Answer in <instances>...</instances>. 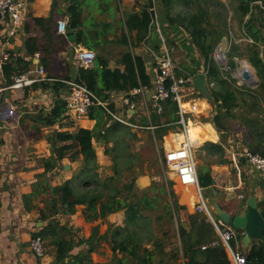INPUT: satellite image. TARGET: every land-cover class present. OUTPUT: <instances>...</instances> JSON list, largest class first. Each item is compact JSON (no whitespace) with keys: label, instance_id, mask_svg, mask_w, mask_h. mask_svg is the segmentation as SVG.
<instances>
[{"label":"trees","instance_id":"1","mask_svg":"<svg viewBox=\"0 0 264 264\" xmlns=\"http://www.w3.org/2000/svg\"><path fill=\"white\" fill-rule=\"evenodd\" d=\"M70 1V17L68 30L75 32L76 41L89 50L105 46L108 39H104L106 33L117 34L122 30L121 38H117L118 44L128 49L121 54L116 68L112 69L110 63L104 57L98 55L95 64L90 68H80L75 80L90 89L100 100L109 101L110 94L117 92L129 93L138 88L152 87L151 76L147 73L146 62L141 56L134 54V49L141 46L151 47L156 52L161 51V41L158 32L150 29L152 21L151 9L153 0H146L139 11L122 9L123 0H68ZM258 0H239V9L246 13L252 2ZM264 2V0H260ZM173 0H156L161 17L168 19ZM208 12L206 9L192 10L190 8L182 27L190 34L192 43L198 49L207 65V77L215 84L211 88L212 103L218 114L229 111L235 93L231 90V84L235 83L229 71L222 69L214 57L223 37L227 34V19L217 12ZM219 18L220 24L215 19ZM110 21H109V20ZM35 25L39 28L42 37L29 36L25 41V49L28 55H41V64L45 67L49 77L57 79V82L45 84L43 87L51 88L57 94V101L50 111H39L34 121L43 127H54L67 118V103L63 96L67 87L63 81L71 80V77H57L50 69L52 45L54 35L58 33L57 23L53 16L48 18H34ZM224 21V22H223ZM162 27V26H161ZM221 27H224L222 31ZM153 34L155 36L153 37ZM166 38V36H165ZM157 39V43L155 44ZM167 40V38H166ZM168 41V40H167ZM59 44H63L61 41ZM11 56H15L11 53ZM31 62L24 58L11 57L3 66L4 87L12 84V78L29 70ZM258 74L262 78L259 86L264 91V65L259 68ZM56 71V70H55ZM181 73H179L180 75ZM35 89L38 86L34 87ZM89 117L97 121L94 130L78 128L74 132L54 130L46 135L45 139L50 145L51 155L42 159L44 173L39 175V181L34 185L33 193L23 197L25 209L31 211L35 208L34 202L41 199L44 207L40 209V220L47 224L35 234L54 248V264H92L91 253L95 250L91 246L89 250L78 255H71L75 247L84 244H92L99 235V227L93 231L88 240L76 241L71 229L61 225L58 216L62 213L74 212L78 205H85L84 217L86 221L95 222L118 212H125V226H109L105 235L100 240L109 242L112 247V264H166L183 260L184 264H233L228 252L223 245L211 246L215 241V228L213 224L202 214L195 213L187 216L188 227L181 220V213L187 210L180 205L178 197L173 189L169 190L166 199L154 194L159 190L165 193L164 186H158L153 181L149 189L137 191V178L121 182L122 166L132 172L136 169L138 159L131 151V141L136 140V133L129 127L119 122H113L108 126V118L105 110L100 106H94L89 112ZM148 119L140 123L146 126ZM180 120L178 105L173 100H168L163 105V112L158 114L153 111L151 124L156 126L154 135L163 140L170 131L177 133ZM220 120L218 116L216 122ZM256 133L264 138V129ZM197 129L190 127V137L194 140ZM195 133V134H194ZM204 139L209 138L206 133ZM106 145L113 144L105 150V154L113 153V169L115 175L102 180L100 177L96 149L93 141ZM3 141L0 138V145ZM209 153L222 157L225 154L221 145L207 142L203 147ZM253 152V151H251ZM254 154L263 156L258 151ZM82 157V165L76 175L60 185L52 186L47 175L62 166L66 158L72 162ZM264 157V156H263ZM165 162V161H164ZM117 175V176H116ZM120 176V177H119ZM199 186L205 193L214 185L212 169L210 165L198 166ZM173 182L170 184L172 185ZM153 192V194H150ZM193 192V191H192ZM194 193V192H193ZM192 193V194H193ZM195 197V196H194ZM1 206V205H0ZM261 214L264 217V203L259 204ZM158 213L155 218L153 214ZM161 224L163 235L169 237V232L162 225L165 221L174 227V249L171 253L165 252L167 241L165 237H157L153 222ZM239 239L243 231L236 230ZM237 237V238H238ZM209 245L206 249L203 246ZM234 246V240L232 241ZM121 255V256H119ZM166 257V258H165ZM247 264H264V242L253 241L250 250L246 254ZM68 260V261H67Z\"/></svg>","mask_w":264,"mask_h":264},{"label":"crops","instance_id":"2","mask_svg":"<svg viewBox=\"0 0 264 264\" xmlns=\"http://www.w3.org/2000/svg\"><path fill=\"white\" fill-rule=\"evenodd\" d=\"M145 2L146 0H123L122 9L130 11L135 8L136 11H139ZM259 2L261 1L252 2L248 11L243 13L239 9V0H173L168 19L160 15L162 33L170 43L173 59L180 67L181 73L199 75L205 74L207 71L205 59L201 57L198 49L192 43L188 31L182 27L190 8L192 10L206 9L211 13L216 12V15L219 12L223 17H226L227 28L221 27V30L224 31V28L226 34H231L230 41L227 35L223 37L228 40V48H232L236 54V60H243L242 66L250 67L253 70L250 71L251 79L248 82L244 81L239 76L240 74L236 75L238 78L234 75L231 76L236 82L230 86L235 93V98L229 111L219 115L212 99L205 96L206 98L200 103L199 114L188 116L189 120L197 121V125L190 124V127L192 130H199L197 131L199 136L192 140L195 151L198 152L202 161L200 166L207 164L212 169L214 185L205 192L206 195H209L206 200L213 210L214 204H219L224 211L233 216L244 215L247 203L252 197L256 198L258 208L260 203H264V177L262 174L248 164L245 159H242V156L238 161L234 160V156L240 154L242 149L258 151L264 156V138L258 136L256 129L253 130V128L264 129V91L259 88L262 78L258 74V68L264 65V18ZM69 8L70 1L68 0H29L28 13L22 31L12 40L10 46L6 48L2 46V32H0V51L5 49L10 54V58L20 56L31 62L29 69L42 65L39 53L31 56L26 53L25 49V41L30 35L42 37L33 19L53 16L58 27L60 21H69L67 14ZM215 22L217 25H221L218 17ZM121 36L122 30H119L117 34L106 33L104 39H108L107 44L90 51H93L96 57L100 55L107 59L110 67L114 69L118 65L121 54L128 49L117 43V38H121ZM60 41L63 44H59ZM52 48L50 69L54 70V63L58 60L64 69L54 70L53 73L57 77H71V80H74L80 69L75 60V54L77 51L89 49L78 44L75 32H70L68 28L66 33L54 35ZM150 49L152 48L142 44L134 49V54L145 60L147 73L152 80V68L156 60ZM11 53H14L15 56H11ZM157 53L160 54V52ZM3 84V78H0V87H4ZM45 84L35 85L38 86L37 89L33 86L24 91L5 90L0 94V124L3 125L0 130V138L3 141L0 145V264H54L55 252H47L45 258L40 259L31 248L32 238L47 224L40 220V209L44 207V203L41 202L42 198L34 202L35 208L27 211L23 197L33 193L34 185L39 181V175L44 173L42 159L51 155L50 145L45 139L46 135L54 130L70 132H74L78 128L94 130L97 124V121L91 119L89 115L78 120L71 112L72 115L66 113L67 118L56 126L43 127L41 131H37L40 126L34 121V117L43 109L50 111L57 101V94L51 88L45 89L43 87ZM207 85L209 91L215 86L208 77ZM152 88L149 89V92ZM66 94L67 90L62 95L64 100ZM125 96L124 92L110 94L109 101L112 111L132 124L143 126L140 122L147 118L149 123L146 126L152 125L151 115L154 109L150 103L148 92H146L145 98L138 95L129 100L134 105L133 109L128 106L129 103L123 100ZM106 115L108 118L110 117L107 113ZM218 116H220L219 126L216 122ZM109 119L107 127L113 122L111 117ZM130 129L132 132L136 130ZM204 133L207 134L208 139H204ZM178 142L179 144L175 148L180 145L181 139ZM207 142L221 145L225 154L219 157L217 154L204 150L202 147ZM93 145L99 165L104 164L105 158L108 156L105 154V150L111 148L113 144L106 145L105 142L99 143L94 140ZM171 148L174 147H167L166 152ZM82 160V157L75 162L68 158L64 159L62 166L47 175L50 184L56 186L71 180L82 165ZM171 174V178L177 181L176 173L172 171ZM153 181L155 178L142 175L137 179L136 186L145 190L151 186ZM175 193L180 205L187 208L181 213V220L188 227L187 216L197 213L195 210L196 188L180 183L175 187ZM194 194L196 195L195 203L193 201ZM210 195L214 196L215 201L209 198ZM85 210V205H78L74 212L62 213L57 217L61 225H66L71 229L77 242L88 240L93 235L94 229L99 227V235L94 242L75 247L71 255H78L94 246L95 250L91 253L92 264H112L111 244L100 240V237L105 235L111 224L122 226L125 213L118 212L109 215L104 221L89 222L85 220ZM259 210L261 212V208ZM102 223L103 231L100 232ZM215 238V241L218 240L216 231ZM243 239L244 235L240 239L236 238L233 247L246 256L253 241L246 246ZM175 264L184 263L183 260H180Z\"/></svg>","mask_w":264,"mask_h":264},{"label":"built area","instance_id":"3","mask_svg":"<svg viewBox=\"0 0 264 264\" xmlns=\"http://www.w3.org/2000/svg\"><path fill=\"white\" fill-rule=\"evenodd\" d=\"M154 1L151 15L152 21L150 29H155L161 40L160 54L150 49V52L155 57V65L152 68V90L149 92L148 88H138L126 93L123 100L129 103L128 106L133 109L134 105L129 100L134 96H142L145 98L146 92L150 93V103L152 108L158 114L163 112V105L168 100H173L178 105V115L180 117L177 123L179 127V133L176 136L180 137L181 143L178 147L171 148L170 151L165 153L164 161L166 165L172 169L179 180L184 186H193L196 188L197 201L195 210L197 213L204 215L214 226L218 235V240L213 241L211 246L223 245L228 252L232 262L234 264H247L246 256L241 252L234 249L232 241L238 237V232L230 225H226L220 219H218L213 212L212 207L208 204V201L203 195V191L199 186L198 179V165L196 161L195 145L190 137V124L197 125V121L193 122L189 120L188 116H196L200 112V103L205 97L194 85V80L197 75L190 73H181L180 67L175 62L172 56V49L166 38L164 37L160 25V14ZM29 0H0V32H2V46L4 48L12 44V40L15 39L20 31H22L23 25L27 17V8ZM262 9L264 18V2H259ZM68 28V21H60L58 23V33H66ZM220 48H217L215 57L218 58L221 67L225 71H230V67L227 61L223 60V56L220 53ZM10 60V54L5 50L0 51V78H3V66ZM75 60L80 68H90L94 65L96 60V54L90 50L77 51L75 54ZM179 73H181L179 75ZM207 71L205 72L206 75ZM13 82L8 87H0V94L5 90H22L31 88L35 85H42L45 83L57 82V79L49 77L44 66L39 65L36 68L29 69L23 74L16 75L12 78ZM67 87V94L65 101L67 103V113H74V117L78 120L84 119L89 115L92 107L100 106L106 113L116 122L122 125L142 130L147 129L151 131L156 130V126H139L132 124L128 120L124 119L110 107V101L100 100L90 89L85 85L74 80L63 81ZM72 115V114H71ZM3 125L0 124V130ZM179 144V142H178ZM242 156L248 164L258 170L264 177V157L259 154H254L248 149H242L241 153L234 156V160L238 161ZM209 245H205L202 249H206ZM31 248L34 254L44 259L47 253L45 247V241L41 236H34L31 240Z\"/></svg>","mask_w":264,"mask_h":264},{"label":"rangeland","instance_id":"4","mask_svg":"<svg viewBox=\"0 0 264 264\" xmlns=\"http://www.w3.org/2000/svg\"><path fill=\"white\" fill-rule=\"evenodd\" d=\"M159 14H160V11H159ZM154 36H155V34H153V37ZM230 36H231V34H227V38L229 39V41H230ZM169 45H170V43H169ZM220 45L218 46L219 48H220ZM216 51H217V49L215 50L214 57L217 56ZM220 53H221V51H220ZM235 56H236V54L234 53L232 48H228V45H227V52H226L227 63L229 64V67L231 68V70L229 71L230 74L225 75L227 77H230V75L236 76L237 73L240 71L241 67H245V66H242V64L240 63L243 60L242 59L236 60ZM218 60L219 59L217 58L216 61L219 63ZM54 66H55V70H57V71H61L64 69V67L58 62V60L54 63ZM251 70H252V68H251ZM236 77L238 78V76H236ZM235 82H236V80H235ZM191 118H193V117H191ZM177 131H179V130H177ZM133 133H136V140L131 141V151L134 154V156L136 157V159H138V163L136 165V169L132 172H130L127 169V166H122L123 168H122L121 177L119 176L121 179V182L119 183V185L122 186L123 183L132 179V177H136L138 179L142 175H148L150 177L155 178V181L158 182V186H164V188H165V193H161L158 190L154 194L159 195L163 199H166V196H167L166 193H168L169 190H171V189H173L175 191V187H177V185L180 184L178 178H177L178 182L171 178V176H172L171 172L173 170L170 169L166 165V163L164 162V156L166 153V148L177 146L178 140L180 137L176 136V134L179 132L174 133V132L170 131L168 133V135L166 136V138H164L163 140L155 137L154 132L151 130H147V129L133 130ZM112 154L113 153L111 152L108 156H106L105 161H104L105 163L100 165L99 173H100V177L102 178V180L108 179V178L115 175V171L113 169V156H112ZM195 155H196L197 165L198 166L202 165V161H201L200 156L198 155V152H196ZM171 182H173L172 185L170 184ZM151 186H152V184H151ZM136 189L139 192L142 191L141 189H139L137 187H136ZM189 190H193V189H189ZM150 194H153V192H150ZM203 195L205 196V198H207L209 196V195H206L204 192H203ZM194 196H195V199L193 201L195 203L196 195L194 194ZM209 198H211L212 200L215 201L214 196L210 195ZM120 213L124 214L125 212H120ZM158 213H161V211L156 212L155 214H153L152 217L155 218V216ZM124 216H125V220H126V215H124ZM125 220L123 222L122 227L125 226ZM111 225H114V224H111ZM162 225H163L164 229L169 232V237L163 235L164 230L161 228L160 223H158L156 221L153 222V227L155 228V230L157 232L156 236L157 237H165V239L167 241V248L165 249V252L171 253L174 249V243H175L174 227L168 225L165 221L162 222ZM114 226H116V225H114ZM102 231H103V223L100 225V232H102ZM45 247H46L48 253L55 251L54 248L52 246H50L47 242H45ZM119 256H121V255H119ZM114 262H115V260L113 258V263ZM177 262H175V263H177ZM175 263H173V264H175Z\"/></svg>","mask_w":264,"mask_h":264},{"label":"water","instance_id":"5","mask_svg":"<svg viewBox=\"0 0 264 264\" xmlns=\"http://www.w3.org/2000/svg\"><path fill=\"white\" fill-rule=\"evenodd\" d=\"M68 16L70 13L67 11ZM228 41L227 38H223L220 45L221 54L227 61L226 52H227ZM241 64L243 61L240 62ZM244 81H250L251 73L249 70H243L242 68L237 73ZM194 85L199 90V92L205 95L208 99H212V95L208 89L207 77L205 74H199L194 80ZM150 98V93H148ZM242 159H244L242 157ZM214 215L220 219L226 225L232 226L235 230L243 231L244 235V244L248 246L252 241H262L264 242V217L261 214L258 203L255 197L249 199L246 212L244 215H230L224 211L219 204H214Z\"/></svg>","mask_w":264,"mask_h":264},{"label":"bare ground","instance_id":"6","mask_svg":"<svg viewBox=\"0 0 264 264\" xmlns=\"http://www.w3.org/2000/svg\"><path fill=\"white\" fill-rule=\"evenodd\" d=\"M223 60H225V59H224V57H223ZM242 69H243V70H249V71H251V72H252V70H251V68H250V67H242ZM255 78H256V77H255Z\"/></svg>","mask_w":264,"mask_h":264}]
</instances>
